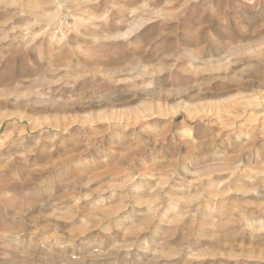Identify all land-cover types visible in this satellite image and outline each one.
I'll return each mask as SVG.
<instances>
[{"label": "rangeland", "instance_id": "obj_1", "mask_svg": "<svg viewBox=\"0 0 264 264\" xmlns=\"http://www.w3.org/2000/svg\"><path fill=\"white\" fill-rule=\"evenodd\" d=\"M263 99L264 0H0V264H264Z\"/></svg>", "mask_w": 264, "mask_h": 264}, {"label": "bare ground", "instance_id": "obj_2", "mask_svg": "<svg viewBox=\"0 0 264 264\" xmlns=\"http://www.w3.org/2000/svg\"><path fill=\"white\" fill-rule=\"evenodd\" d=\"M248 106H250V107H257V106H261V107H263V109H264V99L262 100V101H260V100H248V101H246V103H245V107H248ZM210 122H214V121H218V119L220 120V116L219 115H210ZM264 117V110H262V113H256V114H254L253 116H251V119H247V121L246 122H244V124L246 125V126H249V128H257V129H259L260 131H263L264 130V126L263 125H260L258 122H259V120L261 119V118H263ZM263 121H264V119H263ZM229 123H233V120L232 121H230ZM229 125V124H228ZM224 127V126H223ZM181 133V135H183L182 134V132H180Z\"/></svg>", "mask_w": 264, "mask_h": 264}]
</instances>
